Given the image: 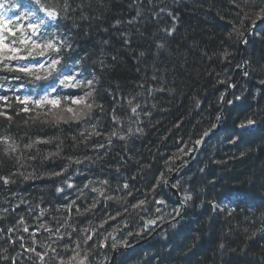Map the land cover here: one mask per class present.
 I'll return each instance as SVG.
<instances>
[{"label":"trees","instance_id":"obj_1","mask_svg":"<svg viewBox=\"0 0 264 264\" xmlns=\"http://www.w3.org/2000/svg\"><path fill=\"white\" fill-rule=\"evenodd\" d=\"M41 2L92 107L0 104V264H264V0Z\"/></svg>","mask_w":264,"mask_h":264},{"label":"snow or ice","instance_id":"obj_2","mask_svg":"<svg viewBox=\"0 0 264 264\" xmlns=\"http://www.w3.org/2000/svg\"><path fill=\"white\" fill-rule=\"evenodd\" d=\"M33 3L38 7H31L26 10L24 17L28 20L26 29L23 25H17L14 31L9 27L10 21H6L3 14H0V65L3 66V70L23 73V76H16L13 77V79L20 80L27 78L28 81L33 84L41 80L50 82L48 90L45 91L44 94H38L35 98L31 95H26L22 100L20 97H16L19 102L25 105L31 102L38 107L45 103L55 106L59 101L55 98L50 99V93L56 91L55 84L51 83V81H56L61 86H67L68 82L73 79V77L65 75L63 68L58 67L61 65L62 60V57L59 55L62 44H57L51 39H44V36L41 35V29L51 27V21L57 19L58 13L54 10H48L45 5L41 3V0H33ZM0 7H2V5H0ZM18 19H20V17H18ZM17 31L21 32L20 36H17ZM44 35L46 36L48 33L45 32ZM25 50V55H19L21 51ZM49 50L53 52V55H47ZM28 56H31L33 60H35L36 57L44 58L43 62L38 63V69L43 70L44 75H40L37 71V64L31 62L28 64L17 63L15 66L11 64L13 60L21 61ZM5 61H7V63H5ZM90 83L91 81H89V84ZM37 87H40V85H37ZM6 99V97H0V100ZM74 102L78 103L79 101ZM87 107L91 109L92 106L87 105ZM23 110L27 111V108ZM132 110L135 111V108ZM68 111L72 110L68 109ZM247 123L251 125L254 122L249 120ZM241 127H244V125H241ZM197 143H199V141ZM26 147H31V145H26ZM77 163H79V161H77ZM124 187L127 188V185H124ZM93 190L98 191V189ZM190 198L191 197H186V199ZM142 203L143 201H141V204ZM149 223H155V221H149ZM87 239H91V237L89 236ZM113 247H115V245H113ZM40 258L43 259L42 256ZM81 264H83V261H81Z\"/></svg>","mask_w":264,"mask_h":264},{"label":"rangeland","instance_id":"obj_3","mask_svg":"<svg viewBox=\"0 0 264 264\" xmlns=\"http://www.w3.org/2000/svg\"><path fill=\"white\" fill-rule=\"evenodd\" d=\"M26 3L30 6V8L35 6L33 3V0H26ZM0 5H2V7H0V14H3L4 19L6 21H10V23H9L10 28H12L15 31L17 25H23L24 28L26 29V26L28 23V20L26 18L18 19L13 14H10V12H9L10 10L6 6V4L3 3V0L0 1ZM36 7H38V6H36ZM17 8H18L17 4H14L12 6L13 10H16ZM263 19H264V16L260 19V21H262ZM51 22L53 23L54 21H51ZM47 33H48V35H46V36L42 35V36H44V39H51V40H54L57 44H59V40L56 39V35L50 34L48 32V29H47ZM19 34L21 35V32H19ZM25 54H26V50L21 51L19 53V55H22V56ZM33 55H35V54H33ZM43 59H44L43 57H36V59L33 60V58L31 56H28V57H26V59L21 60L20 64H28L31 62L33 64H37V69H38V63L43 62ZM73 76H75L76 79L83 80L81 77H79L77 75H73ZM89 81L90 80H85L84 84H81V85H78L75 87L77 89V91H81V94H83L82 96H77V97L72 98L70 100H67V99H62L60 101L58 100L59 103L55 106H49L48 110L33 109V111H34L33 114L37 115V116H41V118L45 121L56 122L59 124L66 123V122L72 121L74 119L83 120L81 118L85 117L89 113V108L87 107V105H90L89 97L91 95V92H92L91 88L93 86V82H91L89 84ZM230 90H231V88L229 89V91ZM229 91L227 92V94L229 93ZM89 93H90V95H89ZM52 98H54V97H50V99H52ZM74 101H79V102L76 103ZM47 105L48 104H45V106H47ZM68 109H71L72 111H68ZM223 111H225V109ZM222 114H223V112H222ZM194 155H195V153H194ZM194 155H193V157H194ZM193 157H192V159H193ZM86 259H84L83 261H85ZM91 264H93V263H91Z\"/></svg>","mask_w":264,"mask_h":264},{"label":"bare ground","instance_id":"obj_4","mask_svg":"<svg viewBox=\"0 0 264 264\" xmlns=\"http://www.w3.org/2000/svg\"><path fill=\"white\" fill-rule=\"evenodd\" d=\"M264 20V19H263ZM258 24V23H257ZM256 24V25H257ZM51 27H49V29H50V31L53 33V34H56L57 36H59L58 35V32H59V28H58V26H57V24L55 25L54 23H52L51 22ZM251 30H253V26H252V28H251ZM246 42V41H245ZM231 87H233V85H231L230 86V88ZM233 89V88H232ZM226 96H227V94H226ZM231 96H232V91L229 93V95H228V98H227V104H228V101L231 99ZM226 99V97L224 98V100ZM224 103H225V101H224ZM227 104H226V106H227ZM226 106H225V109H226ZM223 107H224V105H223ZM223 107H222V109H223ZM206 134H208V133H206ZM211 134V133H210ZM209 135V134H208ZM201 149H202V147L199 149V151H198V153H197V156L195 157V159L194 160H196L197 159V157L199 156V154H200V152H201ZM196 151H197V149H196ZM196 151H195V153H196ZM185 169H186V167H182V166H179L169 177H168V179H167V181H166V187H169L170 189H172V190H176V189H174L172 186H171V182L174 180V179H176V178H178L184 171H185ZM256 178H259V176L257 175L256 176ZM159 180H161V179H159ZM165 187V186H164ZM166 187H165V189H166ZM155 189L159 192L160 191V189H161V182L159 183V184H157L156 185V187H155ZM167 195H169V197H170V199L171 200H173V201H178L177 200V198L176 197H174L173 196V194L171 193V191L170 192H167L166 193ZM238 195L242 198L243 197V195H241V194H239L238 193ZM173 196V197H172ZM171 200H169V201H171ZM185 208L186 207H184L183 208V211H179V212H176V211H174V212H171V213H169V215L170 214H173V213H177V215L175 216V217H173L172 218V220H170L169 221V223L170 224H173V223H175L176 221H179L182 217H183V213H184V210H185ZM168 215V214H167ZM168 215V216H169ZM164 226H161L159 229H157V230H155L154 231V233L153 234H156L161 228H163ZM121 250H124V248L122 249V248H118V249H115V251H118V252H120ZM120 253H117L116 255H114V257H113V259L111 260H109V262H108V264H114V262H115V258L119 255Z\"/></svg>","mask_w":264,"mask_h":264},{"label":"water","instance_id":"obj_5","mask_svg":"<svg viewBox=\"0 0 264 264\" xmlns=\"http://www.w3.org/2000/svg\"><path fill=\"white\" fill-rule=\"evenodd\" d=\"M255 26H256V25H255ZM243 45L245 46V42L243 43ZM232 88H233V87H231V90L229 91V93L232 91ZM229 93H228L227 96H226L223 110L225 109V106H226V104H227V98H228ZM223 110H222V112H223ZM222 112H221V114H222ZM219 122H220V119L218 118V119H217L216 126H215L211 131H209L208 134H210V133H212V132H214V131H216V130L218 129V127H219ZM208 134H205V135L202 137V139L200 140L199 145H198V147H197V151H196V153H195L193 159L190 160L186 165H183L182 167H188L191 163L194 162V159H195V157L197 156V153H198L199 149L202 147V144H203L205 138L208 136ZM178 199H179V197H178ZM127 249H129V247L125 248V250H127ZM117 253H118V251H115V252L113 253V255H112V257H111V260L113 259L114 255H116Z\"/></svg>","mask_w":264,"mask_h":264}]
</instances>
